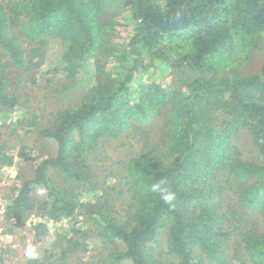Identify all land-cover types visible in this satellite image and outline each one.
<instances>
[{"label":"trees","instance_id":"16d2710c","mask_svg":"<svg viewBox=\"0 0 264 264\" xmlns=\"http://www.w3.org/2000/svg\"><path fill=\"white\" fill-rule=\"evenodd\" d=\"M263 38L264 0H0L1 114L30 101L18 90L50 49L58 87L90 85L45 125L21 114L56 149L5 204L7 231L29 224L44 246L13 264H264V63L245 75L237 57ZM134 131L144 148L117 160L124 183L112 193L99 165ZM243 132L253 152L236 141ZM11 148L0 142V166L13 164ZM161 179L171 204L150 190ZM91 237L104 245L92 263L80 260Z\"/></svg>","mask_w":264,"mask_h":264},{"label":"rangeland","instance_id":"374dc122","mask_svg":"<svg viewBox=\"0 0 264 264\" xmlns=\"http://www.w3.org/2000/svg\"><path fill=\"white\" fill-rule=\"evenodd\" d=\"M124 22L128 23V20L125 19ZM121 30L122 31L117 33V40L123 43L129 38L130 29L124 26ZM59 55V52L50 49V52L47 53L42 62L35 64L30 72L27 73L28 80L26 79V83L21 84L24 87L20 91L18 90V93L23 95L24 100L29 99L30 101L28 103L26 102L25 106H23L20 111H14L9 113V115L0 113V142H7L8 145L12 146L10 150L14 154V162L12 165L0 166V264H2L1 262L3 259H5L7 264H13L14 262L17 263L18 261L24 260L26 257L41 255L44 247L41 243L34 241V236L30 231L29 224L20 228L17 226L14 230L15 233L7 231L10 225L5 218L4 209L9 199L8 197H10L11 192H13V188L16 185H20L24 177L32 176L35 163L39 157L54 152L56 149L53 141L41 139L37 135L39 133L36 131L33 132L32 130L26 133L29 127H26V124L23 125V123L20 122L22 117L21 114L25 111L33 110L37 115L39 125H45L52 117V113L57 110L58 106L69 104L70 101L75 100L80 95V92L86 91V89L90 87V85H83L81 89H68L63 85H60L61 87L56 85L57 81L62 76V74L58 72V68H61ZM237 57L243 74L250 75L259 72L264 63V38L259 41L258 48H253L250 53L240 51ZM87 69V75L90 77L94 72V67L91 64ZM153 76H155L157 80H165V82L171 80L170 72L168 70L162 71L161 68H154ZM148 127H151L152 132L149 138L155 140L161 135L164 122L160 120ZM137 133L138 132L134 131L132 134H129L130 136L127 141L124 137V139H117V142L125 140L127 142L126 145L121 147L117 153L114 149L112 152L109 151L112 159H108L99 165L101 176L105 177L109 175L106 182L109 186L113 187L109 188L112 193L119 191L122 188L121 183H124L121 181L123 168L120 164H117V160L120 157L125 158L144 148V142H142V139H140ZM238 140L241 146H244L248 151H252L249 145L251 143V137L248 133L243 132L236 138V141ZM23 144H28L29 156L27 157L20 155V149ZM247 157H250V155L248 154ZM42 195L43 193L40 191L35 196L37 200H40ZM83 198L84 200H93L94 195L93 193L86 192ZM32 218L37 221L39 220L35 215ZM67 224H69V221L65 220L61 223L49 221V226L53 232L59 229L61 231L64 226L68 227ZM43 245L46 246V243ZM103 247L104 245L97 237L88 238L87 251L83 250L81 252L80 260L90 263L96 259L98 261V254L104 251ZM29 253H32V255L30 256ZM94 255L97 256V258H95ZM70 264H77V262H71Z\"/></svg>","mask_w":264,"mask_h":264},{"label":"clouds","instance_id":"9594fccd","mask_svg":"<svg viewBox=\"0 0 264 264\" xmlns=\"http://www.w3.org/2000/svg\"><path fill=\"white\" fill-rule=\"evenodd\" d=\"M166 184V181L164 179H161L153 184L150 185V190L152 192H159L162 196V199L165 203L171 204L172 201L175 198V193L168 191L166 187H163V185ZM31 256L32 253H29Z\"/></svg>","mask_w":264,"mask_h":264}]
</instances>
